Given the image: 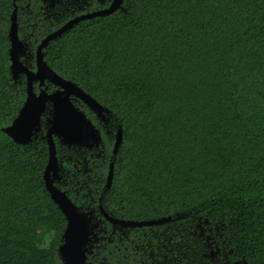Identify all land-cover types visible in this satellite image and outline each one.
I'll list each match as a JSON object with an SVG mask.
<instances>
[{
	"label": "trees",
	"instance_id": "1",
	"mask_svg": "<svg viewBox=\"0 0 264 264\" xmlns=\"http://www.w3.org/2000/svg\"><path fill=\"white\" fill-rule=\"evenodd\" d=\"M16 7L32 70L59 27L41 21L42 0H0V264H65L67 222L44 180L50 114L27 143L3 130L27 97L26 74L12 72ZM43 54L110 109L107 124L83 109L100 145L54 137L55 185L94 223L86 264H264V0H123ZM102 209L171 220L119 226Z\"/></svg>",
	"mask_w": 264,
	"mask_h": 264
},
{
	"label": "water",
	"instance_id": "2",
	"mask_svg": "<svg viewBox=\"0 0 264 264\" xmlns=\"http://www.w3.org/2000/svg\"><path fill=\"white\" fill-rule=\"evenodd\" d=\"M123 0H113L111 5L105 9L84 13L71 19L57 31L48 35L39 46L37 54V70L30 69L22 60L21 55L27 52L25 44L18 34L17 7L12 16L10 30L11 36V59L12 72L15 77L20 73L27 76V97L19 113L12 123L4 127L3 130L19 143H27L32 140L35 133L41 130L43 115L51 103V122L47 129L49 144V161L45 170L44 180L52 199L58 204L66 218V227L62 234L63 243L59 247V252L65 264H86L88 244L92 241L93 221L79 210L68 194L55 185V180L59 177V166L57 159V146L55 136L60 138L65 144H87L90 147L97 146L101 142V135L93 121L75 104L71 95L84 100L93 110L110 112L93 96L87 93L77 83L68 80L53 70L44 60L41 53L42 47L51 39H54L62 32L66 31L81 20L92 17L106 15L114 12L122 6ZM49 80L60 88L49 92L46 81ZM38 80L41 90H34V81ZM123 130L119 129L115 143L114 153L123 140ZM114 177V164L108 175L107 187L111 186ZM104 215L111 220L114 225L140 227L144 225L159 224L171 220V217H163L150 220H125L110 216L102 209Z\"/></svg>",
	"mask_w": 264,
	"mask_h": 264
},
{
	"label": "flooded vegetation",
	"instance_id": "3",
	"mask_svg": "<svg viewBox=\"0 0 264 264\" xmlns=\"http://www.w3.org/2000/svg\"><path fill=\"white\" fill-rule=\"evenodd\" d=\"M97 1V2H96ZM107 1H110L109 3H107ZM113 0H42V10H43V14H42V19L41 21L45 24L47 23H57L59 24V27L55 30H53L51 33L57 31L58 29H60L62 26H64L67 22H69L71 19L75 18L76 16H79L81 14H84V13H89V12H94L93 10H90L92 7L91 5V2H94L96 3V7L98 6L99 10L101 9H105L107 7H109L111 5ZM77 4V5H76ZM97 11V10H96ZM71 13H73V17L70 16V18L68 17ZM75 25V24H74ZM73 25V26H74ZM72 26V27H73ZM71 28V27H70ZM69 28V29H70ZM67 29V30H69ZM66 30V31H67ZM65 32V31H64ZM50 33V34H51ZM63 33V32H62ZM61 33V34H62ZM48 36H46L45 38H43L41 40V42L38 44L37 46V51H36V54H35V58H36V69L34 70H37V54H38V50H39V46L40 44L43 42L44 39H46ZM52 40V39H51ZM50 40V41H51ZM49 41V42H50ZM48 42V43H49ZM45 44L42 49H41V53L43 55V58H44V54H43V49L45 46L48 45ZM28 45H31L29 42H28ZM45 60V58H44ZM46 61V60H45ZM47 62V61H46ZM48 63V62H47ZM49 65V64H48ZM50 66V65H49ZM51 67V66H50ZM54 70V69H53ZM55 71V70H54ZM46 81V84H45V88L46 86H48V91L49 92H52V91H55L57 89H59L60 87L53 84L52 82H50L49 80H45ZM35 84L38 85V88L39 90H41V87L39 85V81L38 80H35L34 81V90L36 92H38L35 88ZM51 89V90H49ZM71 97L73 98V101L75 102V104L88 116V118H90L94 125L97 127L98 131H99V134L101 135V142L103 140L102 138V133H101V130L99 128V126L96 124V122L89 116V114H87L83 109L87 106L88 108H90V110L92 112H94L96 118L101 122V123H104L106 122L107 124V118L110 114L105 112V111H95L93 110L84 100H82L81 98L77 97V96H74V95H71ZM49 105V108L48 109H51L52 110V106H51V103L48 104ZM104 106V105H103ZM105 107V106H104ZM87 110V109H86ZM88 111V110H87ZM51 112V111H50ZM48 112V110L46 111V113L44 115H48L50 114V117L48 118V122L50 124L51 122V113ZM43 115V116H44ZM121 129V128H119ZM119 131V130H118ZM118 135V133H117ZM117 137V136H116ZM117 140V138H116ZM100 142V144H101ZM116 143V142H115ZM78 144V143H77ZM82 144V143H81ZM99 144V145H100ZM70 145V144H69ZM87 145V144H85ZM115 145V144H114ZM98 146V145H97ZM115 148V146H114ZM110 172V171H109Z\"/></svg>",
	"mask_w": 264,
	"mask_h": 264
}]
</instances>
